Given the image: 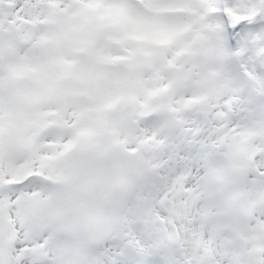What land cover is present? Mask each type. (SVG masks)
<instances>
[{"label":"snow or ice","instance_id":"6c2138e0","mask_svg":"<svg viewBox=\"0 0 264 264\" xmlns=\"http://www.w3.org/2000/svg\"><path fill=\"white\" fill-rule=\"evenodd\" d=\"M0 264H264V0H0Z\"/></svg>","mask_w":264,"mask_h":264}]
</instances>
